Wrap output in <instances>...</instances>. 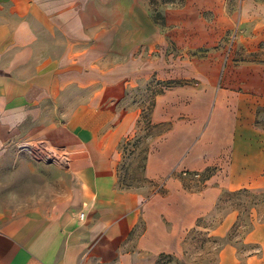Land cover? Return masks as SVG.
<instances>
[{
    "label": "crops",
    "instance_id": "obj_1",
    "mask_svg": "<svg viewBox=\"0 0 264 264\" xmlns=\"http://www.w3.org/2000/svg\"><path fill=\"white\" fill-rule=\"evenodd\" d=\"M85 12V0H0V264H154L180 250L224 191L264 189L260 150L251 167L235 165L234 108H214L202 115L209 114L204 126H186L161 98L151 122L168 128L148 142L145 184L121 186L122 145L140 110L126 103L123 75L93 69L101 22L86 23ZM26 142L66 154L68 166L37 165L34 153L16 149ZM209 168L199 193L184 191L174 176ZM161 183L163 194L150 193ZM250 239L264 246V218Z\"/></svg>",
    "mask_w": 264,
    "mask_h": 264
},
{
    "label": "rangeland",
    "instance_id": "obj_2",
    "mask_svg": "<svg viewBox=\"0 0 264 264\" xmlns=\"http://www.w3.org/2000/svg\"><path fill=\"white\" fill-rule=\"evenodd\" d=\"M85 6L84 21L101 22L102 54L93 69L123 75L129 83L126 103L140 110L134 135L122 145L121 186H144L148 142L168 128L151 122L157 98L170 102L176 120L186 126L207 124L209 114L202 117L206 111L234 108L238 171L251 167L259 150L264 162V0H85ZM89 64L86 56V70ZM226 121L221 114L218 122ZM16 149L34 153L31 161L37 165L69 163L66 154L42 142L21 143ZM214 171L180 170L174 176L184 191L199 193ZM161 184L150 193L163 194ZM263 218L264 189L224 191L186 231L180 250L159 254L154 264H264V246L250 239ZM142 228L138 223L128 241Z\"/></svg>",
    "mask_w": 264,
    "mask_h": 264
},
{
    "label": "built area",
    "instance_id": "obj_3",
    "mask_svg": "<svg viewBox=\"0 0 264 264\" xmlns=\"http://www.w3.org/2000/svg\"><path fill=\"white\" fill-rule=\"evenodd\" d=\"M60 161H66L67 159L66 158H64V157H61L60 159H59ZM183 175L184 176H187V173H183ZM193 176V178H195V179H197V178H199L200 177V175L199 174H194V175H192ZM83 216H84V214L83 213H81L80 215H79V217H80V219H82L83 218Z\"/></svg>",
    "mask_w": 264,
    "mask_h": 264
}]
</instances>
